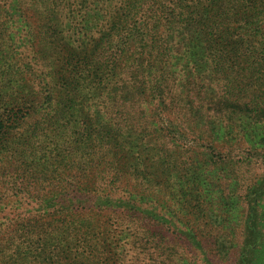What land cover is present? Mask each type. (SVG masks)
<instances>
[{"label":"trees","instance_id":"16d2710c","mask_svg":"<svg viewBox=\"0 0 264 264\" xmlns=\"http://www.w3.org/2000/svg\"><path fill=\"white\" fill-rule=\"evenodd\" d=\"M7 43L47 67L0 50V264H177L180 233L264 264L254 187L200 206L224 135L264 160V0H0Z\"/></svg>","mask_w":264,"mask_h":264},{"label":"rangeland","instance_id":"374dc122","mask_svg":"<svg viewBox=\"0 0 264 264\" xmlns=\"http://www.w3.org/2000/svg\"><path fill=\"white\" fill-rule=\"evenodd\" d=\"M9 45L10 43L3 44L0 50H3L4 53L8 56L14 53L17 58L21 57L20 59L30 63V66L34 65L36 72L35 70H33V73H38L42 68L47 67V63H34V52L26 53V48H21L19 44H17V50L15 49V47L13 49L10 48ZM14 50L17 51V54L16 52H14ZM20 63L22 65L21 61ZM8 78L9 77H1L3 83H1L0 94L2 95H9V85H6V83H8ZM14 83L15 82H13V84ZM13 89L16 92L18 86L14 84ZM174 107L176 108V106ZM239 123L241 125L244 122L239 119ZM198 139V136L194 135L193 133L188 135L186 134V136L177 134V143H179L180 146H185L188 148L197 149V147L200 145L198 143ZM259 139L260 138H256L255 141L250 142L249 137H246L245 132H243L242 134H238L233 138H227L224 135L223 139L217 142L219 147L221 148V153H224L225 155L223 158V164L222 166L215 168V170L212 171L213 173L210 174V178L206 181V184H203L200 189L202 191L206 190L208 193V197L203 199V201L200 203L202 211L203 213L207 214V217H209L208 213L218 214V212L222 208L228 209L230 213H234L235 216L243 215L244 209L240 204V201L232 198V195L236 192V189L241 187V182L245 183V188L249 185L251 186V188L254 187L255 193L253 194V196L257 198L258 202L264 204V160L260 159V157H253V164L246 169L240 170L241 177L239 174V169H235V167L232 165L233 155H235L236 153L235 151L243 149L248 152L250 151V145L252 147L258 146ZM201 143H203V141H201ZM246 154V152L240 154V157L243 158ZM181 157L188 158L191 157V154L183 152L181 154ZM211 177H215L216 180L219 179V181L217 183H215L216 181L212 183ZM241 179H243V181H241ZM219 199L222 201L221 203L217 202ZM231 201H235L234 207L230 205ZM262 214L264 215V210L262 211ZM183 229L185 230L186 228ZM241 235L242 233H238V237H235L237 245L242 239ZM172 245L173 244L170 241V245L168 246V248L172 247ZM219 247L217 245H207L203 249L204 252H202L196 249L194 244L189 241L185 237V235L181 233L177 234V264H236L238 254L235 253V248L232 249L231 247L230 249H228L226 244L220 245Z\"/></svg>","mask_w":264,"mask_h":264}]
</instances>
